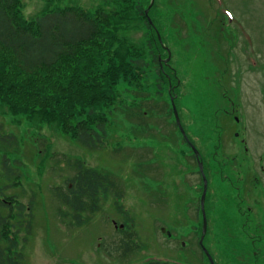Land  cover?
Segmentation results:
<instances>
[{"label":"rangeland","instance_id":"obj_1","mask_svg":"<svg viewBox=\"0 0 264 264\" xmlns=\"http://www.w3.org/2000/svg\"><path fill=\"white\" fill-rule=\"evenodd\" d=\"M114 1L23 0L22 12L31 20L49 8L111 10ZM146 10L152 29L165 39L167 50L160 58L176 78L171 88L158 86L161 74L146 45L151 32L135 16L123 35L144 48L149 67L141 88L118 86L105 147L86 148L55 125L16 117L0 104V131L18 139L7 154L20 161L21 174L12 180L1 175L0 187L17 182L8 194L34 203L33 234L24 245L31 259L25 262L106 263L107 242L117 243L121 235L111 219L121 223L123 215L134 227L142 257L186 262L187 249L180 242L190 239V215L202 214L204 181L177 126L173 97L182 126L202 157L211 226L235 231L244 219L218 216L251 214L260 227L255 232L264 234V0H150ZM135 103L147 112L143 121L124 115L125 106ZM1 157L0 152V167ZM77 159L110 173L118 183L82 225L64 214L67 208L57 195L75 173ZM257 250V262L264 264V238L257 240Z\"/></svg>","mask_w":264,"mask_h":264},{"label":"trees","instance_id":"obj_2","mask_svg":"<svg viewBox=\"0 0 264 264\" xmlns=\"http://www.w3.org/2000/svg\"><path fill=\"white\" fill-rule=\"evenodd\" d=\"M112 4L111 10L96 12L75 6L49 8L28 20L23 0H0V104L16 117L55 125L86 148L105 147L110 115L119 102L118 86L141 88L149 67L144 48L123 35L135 16L142 17L151 32L146 45L161 74L158 86L171 88L176 78L170 64L160 58L167 49L164 36L160 42L145 12L150 0ZM155 9L154 3L150 13ZM143 109L135 103L123 111L143 121L147 113ZM3 135L4 147L17 145L13 134ZM14 162L20 165L19 160ZM74 166L75 173L57 195L67 208L64 214L82 225L118 183L110 173L80 159Z\"/></svg>","mask_w":264,"mask_h":264},{"label":"flooded vegetation","instance_id":"obj_3","mask_svg":"<svg viewBox=\"0 0 264 264\" xmlns=\"http://www.w3.org/2000/svg\"><path fill=\"white\" fill-rule=\"evenodd\" d=\"M3 134L4 133L0 131V139L3 136L5 137ZM10 134L11 133L6 135ZM182 137L183 141L191 148L192 156L195 157L199 165L200 161H202L201 154L199 158L196 156L192 148V144L194 145V143L190 141L187 134L184 135L182 133ZM7 149L11 150L10 147L6 148L0 143V152L2 153L0 167L2 171L0 170V176L4 175L8 180L18 179L21 176L18 171L19 165L14 162L15 160H12L10 156H8L7 153L9 150ZM11 172L15 174L13 178H8L7 174ZM200 174L204 181V176L201 170ZM16 183L17 182H15V184ZM15 184L6 183L0 187V264H31L30 262H25L26 260L31 259V255L26 251L24 245L33 234L34 203L33 199L23 200L18 194H8L7 190L13 188ZM123 216L121 217V223H119V218L111 219L121 235L117 243H114V241L109 239L106 244V261L108 262H94L93 264H258L257 258L259 251L257 250V240L264 238V234L260 236L258 232H255V230H258L260 227L257 225L256 218L251 214L249 216H218L221 220H230L232 222L240 221V218L244 219L242 226L234 227L239 228L235 231H225V228L216 231V227H214V225L213 227L211 226L214 222L212 218L213 216L209 215L206 217L207 230L204 231L205 217L203 213L201 215H190L189 220L194 224H192L193 228L190 232V239L188 241L183 240L180 242L181 249H187L185 253V263L169 262L157 259L154 256L148 259L142 257L143 248L139 241L137 239L135 240L136 232L132 230L134 227L127 221L129 216ZM246 222H248V226ZM247 228H249V230H247ZM163 232H166L168 236H171L169 230L164 229ZM218 253L221 254V257H226V259L218 261L216 256ZM209 254L212 257L213 262L211 261ZM98 260L101 259L97 258L95 261Z\"/></svg>","mask_w":264,"mask_h":264},{"label":"water","instance_id":"obj_4","mask_svg":"<svg viewBox=\"0 0 264 264\" xmlns=\"http://www.w3.org/2000/svg\"><path fill=\"white\" fill-rule=\"evenodd\" d=\"M153 1H154V0H153ZM146 14H147V16H148V10H146ZM148 20H149V22H150L151 24H153V21L151 20V18H150L149 16H148ZM157 33H158V37H159L160 42H162V37H161L160 32L157 31ZM170 59H171V54L169 55L167 61H170ZM172 104H173V109H174V114H175V117H176L177 124H178L179 128L181 129L182 133H183L184 135H186L185 130H184V128H183V126H182V123H181V119H180V116H179V113H178V109H177L176 104H175V99H174V97L172 98ZM192 148H193V150H194L196 156H198V158H199V156H200V152H199V150L197 149V147H196L195 145L192 144ZM199 166H200V170L202 171L203 176H204V190H203V194H202V196H201V210H202V213H203V215H204V217H205V219H204V231H206V230H207V219H206V217H207V212H206V196H207V191H208V179H207V176H206V174H205V172H204V168H203L204 166H203V162H202V161H200ZM209 256H210V254H209ZM210 259H211V261L213 262L211 256H210Z\"/></svg>","mask_w":264,"mask_h":264}]
</instances>
